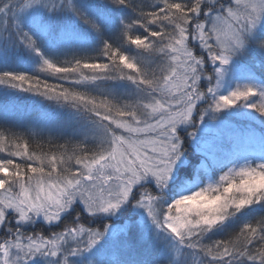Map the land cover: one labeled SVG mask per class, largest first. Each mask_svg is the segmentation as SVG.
I'll use <instances>...</instances> for the list:
<instances>
[{"label": "snow or ice", "instance_id": "1", "mask_svg": "<svg viewBox=\"0 0 264 264\" xmlns=\"http://www.w3.org/2000/svg\"><path fill=\"white\" fill-rule=\"evenodd\" d=\"M122 8L132 15L117 23ZM262 17L264 0H0V39L39 61L32 75L0 71V86L90 123L46 153L32 150L36 130L0 127V264H189L188 250L194 264H264V216L205 240L237 213L264 210V157L229 166L235 160L205 139L193 181L165 199L183 137L196 136L189 128L227 129L233 113L264 125V87L223 90L230 64L251 77L245 61L264 60ZM90 47L95 55L80 54ZM108 81L135 92L121 98L102 87ZM209 168L227 171L201 186ZM113 217L120 222L107 223ZM37 222L58 230H24Z\"/></svg>", "mask_w": 264, "mask_h": 264}, {"label": "rangeland", "instance_id": "2", "mask_svg": "<svg viewBox=\"0 0 264 264\" xmlns=\"http://www.w3.org/2000/svg\"><path fill=\"white\" fill-rule=\"evenodd\" d=\"M117 14V12L114 10L112 15L113 17ZM125 18V17H122ZM118 23V22H117ZM261 24L264 25V17L261 19ZM125 53L130 56H135L136 54L129 53V51L125 50ZM8 59V58H7ZM9 61V59H8ZM31 64L30 67L26 72L28 73H36L39 68V61L30 58ZM239 61L233 62L229 66L228 74L225 78V85L224 89L225 91L230 90V88L235 87L236 85L240 84H250L256 88L264 87V70H262V64H264V60H262L259 56H257L255 53L249 57L245 63L249 66V69L254 71L252 72L251 77H245L241 75V70L239 67ZM7 66V64H6ZM18 69V68H17ZM260 72L256 71L259 70ZM0 70L5 71L4 69V61L3 63L0 61ZM15 72H21L24 73L23 70H16ZM260 75V76H259ZM104 82L103 84L109 83ZM128 85L127 88H125V85ZM110 88V87H109ZM110 90L116 93L121 98H127L128 96L134 94L135 89L133 86H131L127 82H121L118 85L117 90L111 88V89H105ZM8 94V92H6ZM4 95V92L0 91V96ZM2 109V108H0ZM3 111V117H11L13 115L14 110L10 107H5L2 109ZM51 112L48 111L47 115L49 116L46 119H37L36 117H31V119L28 121L31 124H33L34 128L37 132H67L71 131L73 134L74 131L79 130L83 131L84 129L88 128L90 126L89 121L83 116L79 115L74 111H67L64 112L62 110L55 112L56 115H52ZM64 114V116L61 119H57L55 116ZM78 116L80 117L78 120ZM0 117V125H6V120ZM260 121L254 117V115H236L233 113V116L227 118V124L228 128L223 130H214L212 133H207L203 130H196L189 128V131L196 132V136L193 139H189L186 135L183 137L185 145H187V149L190 155L194 157H198V159H192L191 162H194L195 166V173L200 168L202 161L206 159L205 154L200 150V142H202L205 139H212L214 141V148L216 149L217 156L221 158H225V156L230 155L231 153H234L235 151L238 152V158L235 160V163L232 164V166L238 167L240 165H243L244 163H256L261 160L262 157H264V143H262V139H264V130L259 131L256 127H254L253 124L259 123ZM8 125V124H7ZM181 134L183 135V129H181ZM186 149V148H185ZM201 159V161L199 160ZM188 159H187V151L184 152V161L183 164L180 165L179 169L175 171L174 173V181L178 182L183 178L185 175V172L188 170ZM217 169V168H216ZM222 174V173H221ZM219 175L213 179L206 177L204 181H199L200 185L203 186L206 183H212L216 179H218ZM186 182H180L181 184H189L191 182H188V180H185ZM181 189L178 188L174 192H168L167 194H170L171 197H174V195L179 192ZM167 196V195H166ZM166 199V198H165ZM127 212H125V215L123 217H127ZM135 216V212L133 213ZM138 218V216H136ZM111 221H108L107 223H110ZM120 221L117 220L116 223H119ZM10 226H13L15 224V221L9 222ZM25 231H29V234H32L33 231L41 232V234H50L49 231L58 230L56 228H53L51 225L42 224L40 222H37L35 224H28L24 226ZM3 235V232L0 231V236Z\"/></svg>", "mask_w": 264, "mask_h": 264}, {"label": "trees", "instance_id": "3", "mask_svg": "<svg viewBox=\"0 0 264 264\" xmlns=\"http://www.w3.org/2000/svg\"><path fill=\"white\" fill-rule=\"evenodd\" d=\"M152 0H141L138 4L142 7H146L147 3H151ZM126 11L127 9H119L115 10L117 14L114 16L116 19V22H118L119 14L121 11ZM116 27L114 26L109 30L107 33L108 35H115ZM137 34H143L142 30H138ZM125 50L129 51V53L136 54V50L134 48L126 47ZM49 54H56L58 55V58L64 59L65 54L63 51L56 50V49H48ZM68 54H71L70 52ZM80 54H86V55H95L94 48L90 47L86 51L81 52ZM9 61H8V59ZM0 61L3 63L4 61V69L8 71H16V70H23L24 74L32 75L33 73L26 72L28 68L30 67L31 61L30 58L27 56L26 53L23 52L22 49H18L15 47L14 41L11 39L5 41L0 39ZM7 64V66H6ZM18 68V69H17ZM1 71V70H0ZM260 72L259 70H256ZM264 72V71H263ZM260 76V75H259ZM264 76V74H263ZM121 82H109L106 84H102V87L104 89H115V91L118 88V85ZM125 85V84H122ZM128 85H125L124 87L127 88ZM110 87V88H109ZM0 91L4 92V95L0 96V108L10 107L11 110H14L13 115L11 117L4 118L3 111L0 109V117H3L6 120V125H0V127H6L11 128L14 131L24 133L25 131L29 129H34L33 124L28 122L31 117H36L37 119H46L48 116V111L51 112L52 115H56L55 112H58L60 110L67 112L74 111L69 108L60 107L56 105L54 102L46 101L41 97L34 96L28 93H20L17 91L9 90L3 86H0ZM8 92V94L6 93ZM65 113L61 115L55 116L57 119H61L64 116ZM78 116V120H79ZM254 127H256L259 131L264 130V125H261L260 122L253 124ZM264 133V132H260ZM32 143L31 147L32 150L35 152H50L56 150V145L58 144H65L69 141L76 142V138L71 133V131L67 132H39V135H36L35 137L30 138ZM184 148H186L187 151V159H188V170L185 172V175L181 180L178 182L175 181L172 189L169 192H174L176 189L180 188L184 185L180 182H186L185 180H188V182L193 181L195 177V164L194 162H191L193 159H198V157L190 155L187 149V145L184 143ZM226 159L229 160H236L238 158V152L235 151L234 153H231L230 155L225 156ZM201 161V159L199 158ZM229 166H232L229 165ZM223 171H227L226 168H209L208 172L202 175L199 178V181H204L206 177H209L214 180L215 177L220 175ZM166 199L171 198L170 194H167L165 196ZM119 215V214H118ZM260 216H264V210L260 208L259 205L253 206L252 208L245 209L243 213H237L236 216L228 218L224 224L217 226L214 228L211 232L206 234L205 240L206 242H211V240H219V239H225L228 237V235L232 232H236L239 230V228L250 221H254L258 219ZM127 217H121V219H126ZM108 221H111L109 224L116 222V217H113L109 219ZM107 221V222H108ZM189 255L186 257L189 264H194V258L191 255V250H188Z\"/></svg>", "mask_w": 264, "mask_h": 264}, {"label": "bare ground", "instance_id": "4", "mask_svg": "<svg viewBox=\"0 0 264 264\" xmlns=\"http://www.w3.org/2000/svg\"><path fill=\"white\" fill-rule=\"evenodd\" d=\"M141 0H133L134 3L138 4ZM132 13L129 9H127L126 11H121V13L119 14V17L122 18V17H129L131 16Z\"/></svg>", "mask_w": 264, "mask_h": 264}]
</instances>
